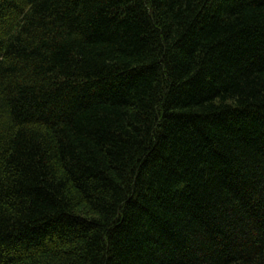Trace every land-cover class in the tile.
<instances>
[{"label": "trees", "instance_id": "1", "mask_svg": "<svg viewBox=\"0 0 264 264\" xmlns=\"http://www.w3.org/2000/svg\"><path fill=\"white\" fill-rule=\"evenodd\" d=\"M0 264H264V0H0Z\"/></svg>", "mask_w": 264, "mask_h": 264}]
</instances>
